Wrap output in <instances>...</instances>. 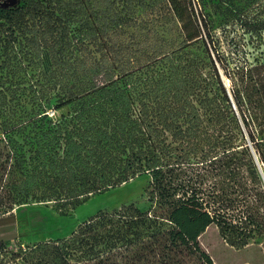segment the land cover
Returning a JSON list of instances; mask_svg holds the SVG:
<instances>
[{
    "label": "trees",
    "instance_id": "trees-1",
    "mask_svg": "<svg viewBox=\"0 0 264 264\" xmlns=\"http://www.w3.org/2000/svg\"><path fill=\"white\" fill-rule=\"evenodd\" d=\"M17 2L0 6V44H23L43 78L0 124V214L150 181L147 206L100 210L66 238L0 239V264H214L210 225L235 249L264 239V61L226 89L191 0Z\"/></svg>",
    "mask_w": 264,
    "mask_h": 264
},
{
    "label": "rangeland",
    "instance_id": "rangeland-1",
    "mask_svg": "<svg viewBox=\"0 0 264 264\" xmlns=\"http://www.w3.org/2000/svg\"><path fill=\"white\" fill-rule=\"evenodd\" d=\"M191 1L197 20L206 21L211 38L207 37L205 27L204 37L214 44L209 54L222 83L230 89L235 76L248 66L264 61V0H236L234 4H219L217 0ZM25 51L23 44L19 48L14 45L13 50L5 49L3 42L0 44V91L5 96L0 99V124L4 118L30 110L33 89L43 78L41 66ZM66 110H50L49 114L55 118ZM149 181L148 176H136L64 211L54 202L14 206L10 212L0 214V239H10L13 246L26 247L66 238L81 222L100 210L130 203L147 206L144 190ZM199 242L214 264H264V239L235 249L225 244L216 227L210 225Z\"/></svg>",
    "mask_w": 264,
    "mask_h": 264
},
{
    "label": "water",
    "instance_id": "water-1",
    "mask_svg": "<svg viewBox=\"0 0 264 264\" xmlns=\"http://www.w3.org/2000/svg\"><path fill=\"white\" fill-rule=\"evenodd\" d=\"M17 3H18L17 0H0V6H1V7H4V8H5V7H13V6H15ZM251 152H252V154H253L254 160H255L256 163H257L258 170H259V172H260V175H261V177H262V180H264V171H262L261 166H260L259 163H258L257 156L255 155V152H254V150H253L252 148H251Z\"/></svg>",
    "mask_w": 264,
    "mask_h": 264
}]
</instances>
